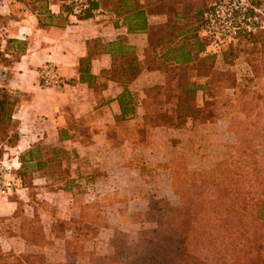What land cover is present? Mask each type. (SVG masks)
<instances>
[{"label":"crops","instance_id":"crops-1","mask_svg":"<svg viewBox=\"0 0 264 264\" xmlns=\"http://www.w3.org/2000/svg\"><path fill=\"white\" fill-rule=\"evenodd\" d=\"M207 2L121 0L125 8L117 15L100 1L91 17L79 19L74 11L63 10L66 0H0V14L6 19L0 26V84L26 96L13 114L18 139L11 149L16 161L12 171L19 168L20 155L37 143L65 150L70 161L62 160L64 177L45 175L48 165L30 168L32 183L60 207V220L69 219L67 208L74 201L111 196L106 219L112 215L124 221L168 186L170 170L165 166L177 156L190 155L188 143L197 146L212 129H223L219 120L194 125L177 108L183 89L180 73L174 71L205 56L195 33ZM101 10L107 15L97 13ZM140 23L144 28L134 29ZM179 45L183 55L177 53ZM109 47L123 51L114 58ZM84 57H89L95 76L90 85L79 80ZM47 61L57 63L62 78L74 82L40 86L37 71ZM192 71L190 80L203 83L206 77ZM197 101H202L200 90ZM17 180L20 184V177ZM23 189L20 184L18 190ZM75 189L82 190L81 198ZM11 204L0 201V214H9Z\"/></svg>","mask_w":264,"mask_h":264},{"label":"trees","instance_id":"trees-1","mask_svg":"<svg viewBox=\"0 0 264 264\" xmlns=\"http://www.w3.org/2000/svg\"><path fill=\"white\" fill-rule=\"evenodd\" d=\"M100 1L117 15L122 14V7L125 8L121 0H87V7L78 11L71 0H66L62 8L66 13L74 11L79 19H85L93 15ZM249 1L255 4L253 0ZM203 10L199 13L195 36L205 56L191 67L172 70L180 73L178 82L183 89L178 95L177 108L182 117L190 116L194 125L196 121L224 122L222 115L225 113L236 139L234 152L225 151L207 168H191L189 155L177 156L165 166L170 170L165 183L179 196V203L163 205L152 198L149 205L157 210V223L153 227H142L133 240L117 224L108 223L106 209L111 196L96 202L74 201L67 208L70 216L63 232H44L40 220L36 221L30 213L34 204L42 206L50 216L57 207L44 199L41 192L35 191L38 188L32 183L30 168L34 165L31 164L38 169L48 165L50 170L44 171L45 175L60 178L64 177L65 170L60 167L62 160H70L64 149L37 143L20 155V166L15 169L30 200L15 199L12 216L19 218V222L14 232L8 234L21 238L28 249L14 253L11 246L0 243V264H82V258H86V264H264V120L261 119L264 116V95L256 98L263 102L260 106L254 105L252 99L242 97L234 100L229 96L223 100L224 70L217 68L215 60L236 45L242 35L212 48L210 39L201 34ZM97 13L107 15L103 10ZM138 19H141L140 14ZM5 22V16L0 14V26ZM144 26L140 23L134 29ZM122 40L123 37L118 38L119 42ZM181 48L179 45L177 53L183 55L185 52H180ZM119 51V48L111 47L108 50L114 58ZM185 61H188L186 57ZM193 69L206 77L203 83L190 80ZM79 72V80L90 85L95 76L89 70V57L80 59ZM72 82L74 80L63 78L62 86ZM226 88L234 92L236 84ZM198 90L201 91L200 103L197 101ZM237 103L238 111L234 109ZM222 106L225 109L221 110ZM17 107L16 95L0 84V158L16 145L18 129L13 124V114ZM252 113L255 117H251ZM81 179L87 181L85 175ZM80 229L110 236L111 251L98 254L85 248L82 239L71 235L72 230ZM57 234L64 239V259L54 262L46 253L54 248L53 240Z\"/></svg>","mask_w":264,"mask_h":264},{"label":"rangeland","instance_id":"rangeland-1","mask_svg":"<svg viewBox=\"0 0 264 264\" xmlns=\"http://www.w3.org/2000/svg\"><path fill=\"white\" fill-rule=\"evenodd\" d=\"M213 1L208 0L207 8ZM259 11L261 19H264V0H253ZM204 8V9H205ZM215 65L219 70H224V79L223 84L225 86L223 92V100H227L229 96L234 100H238L239 97L243 99H252V103L256 106L262 105V101L256 99L260 95H264V28L259 29L254 34H245L242 35L239 42L231 46L230 49L226 50L215 60ZM227 77V78H226ZM237 79V81H236ZM236 84V90L233 92L231 88H226L231 86V84ZM6 87V86H5ZM6 89L12 94L16 95L18 99V106L26 100V96L20 91H10L8 87ZM222 96V95H221ZM219 96V98L221 97ZM221 102V101H220ZM219 102V104H220ZM239 107V103L235 104L234 109L236 111ZM225 109L223 106L221 110ZM254 112V111H253ZM224 127L223 129H212L208 132L205 140L202 143H188L190 147V157L191 168H207L212 166L224 152H234L236 146V139L232 127L229 124L228 117L224 113ZM251 117H255L252 113ZM264 120V116L261 118ZM14 126L15 122H13ZM15 159L12 157V151L4 153L0 158V165L5 169L4 177L5 180H9V190L5 197L1 198L0 201L7 202L10 201L13 206L12 211L9 214L2 215L0 214V243L2 246L9 245L12 247L11 251L14 253L24 252L28 249L27 245L21 238L9 237L8 234L14 232L16 224L19 222V218H16L13 215V212L16 208L15 199H20L22 201L28 202L30 196L28 190L22 184L21 177L18 173L13 172V166H15ZM20 177V184L23 189H20V184L18 178ZM36 192H41L43 198L47 196L46 193L42 192L40 189H35ZM75 194L81 198L82 194L79 189H75ZM55 195V194H54ZM65 196V194H63ZM52 196V195H50ZM156 201L158 204L171 205L175 206L179 203V196L172 191L168 186H162V189L159 193L156 194ZM63 196H59L58 199H61ZM55 199V198H54ZM64 197L61 199V201ZM52 202V201H50ZM57 207V210L52 215L51 221L48 220L44 214L45 210L39 204H34L33 209L31 210L32 217L37 221L40 220L42 223L44 232H63L67 222L60 220L59 212L60 207L58 204H54ZM157 210L150 207V205H144L143 209H139L134 213L126 215L124 221H116L111 219L112 215H109L108 223L117 224L118 227L125 232L129 233L131 239L135 240L137 237V231L142 227L149 228L153 227L157 223ZM47 215V214H46ZM79 234L76 236L79 239H82L85 248L96 252L98 254H105L111 251V237L103 234H97L94 230L80 229ZM54 248L50 249L46 255L50 260L54 262L62 261L64 259V252L60 249L63 244L59 234L53 240ZM6 249V247H4ZM9 252L8 250H5ZM82 264H86V258H82Z\"/></svg>","mask_w":264,"mask_h":264},{"label":"built area","instance_id":"built-area-1","mask_svg":"<svg viewBox=\"0 0 264 264\" xmlns=\"http://www.w3.org/2000/svg\"><path fill=\"white\" fill-rule=\"evenodd\" d=\"M76 11L87 7V0H71ZM201 34L210 39L212 48L229 43L238 36L254 34L264 28L258 8L249 0H215L202 12ZM38 81L42 87H59L63 78L57 63L47 61L38 68ZM5 169L0 165V199L5 197L10 182L5 180Z\"/></svg>","mask_w":264,"mask_h":264}]
</instances>
